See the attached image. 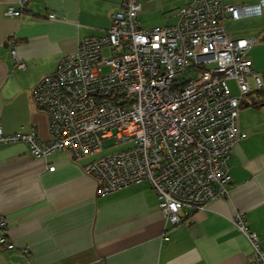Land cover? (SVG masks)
<instances>
[{"label": "crops", "instance_id": "0c3cea01", "mask_svg": "<svg viewBox=\"0 0 264 264\" xmlns=\"http://www.w3.org/2000/svg\"><path fill=\"white\" fill-rule=\"evenodd\" d=\"M19 1L0 0V128L27 132L33 126L48 142L49 118L36 107L35 86L84 37L105 34L123 0H29L21 15H8ZM191 1L139 0V24L176 23L177 10ZM261 1L222 0L242 6ZM224 27L231 38L256 39L247 56L263 73L264 5ZM242 99L238 127L245 137L232 146L228 195L189 216L181 209L175 227L161 216L147 181L98 195L83 170L92 155L74 159L56 150L36 158L22 142L0 145V221H7L0 234L13 244L0 243V264H248L251 246L230 218L245 215L264 244V92L253 85Z\"/></svg>", "mask_w": 264, "mask_h": 264}, {"label": "built area", "instance_id": "2783aa9c", "mask_svg": "<svg viewBox=\"0 0 264 264\" xmlns=\"http://www.w3.org/2000/svg\"><path fill=\"white\" fill-rule=\"evenodd\" d=\"M28 2L20 0L7 14L21 15ZM262 5L192 0L177 10L176 23L144 28L139 0H123L105 34L84 37L35 86L33 99L49 118L51 140H40L33 126L27 132L0 128V145L22 142L36 158L65 150L74 159L100 153L106 141L128 145L84 164V172L100 196L147 181L161 216L177 226L181 209L189 216L228 195L232 146L245 137L240 102L253 85L264 89V72L254 71L247 56L256 39L231 38L224 21L259 14ZM230 221L251 246L248 264H264V244L245 215L234 213ZM0 243L13 246L3 233Z\"/></svg>", "mask_w": 264, "mask_h": 264}, {"label": "rangeland", "instance_id": "374dc122", "mask_svg": "<svg viewBox=\"0 0 264 264\" xmlns=\"http://www.w3.org/2000/svg\"><path fill=\"white\" fill-rule=\"evenodd\" d=\"M210 65H213V64H210ZM228 84H229V86L231 88L232 93L238 95V89L236 87L235 80L234 79H229L228 80ZM127 146L128 145H117V146H114L112 141H106L104 143V149L100 153H96V154L90 156V158L93 159V160L94 159H98V158H101L103 156H106V155L118 152L120 150H123Z\"/></svg>", "mask_w": 264, "mask_h": 264}, {"label": "trees", "instance_id": "16d2710c", "mask_svg": "<svg viewBox=\"0 0 264 264\" xmlns=\"http://www.w3.org/2000/svg\"><path fill=\"white\" fill-rule=\"evenodd\" d=\"M258 91H261V92H264V89H257ZM250 93V92H249ZM248 93V94H249ZM244 101H243V99H241V102H240V107H241V104L243 103ZM254 104H256V102L254 103Z\"/></svg>", "mask_w": 264, "mask_h": 264}]
</instances>
